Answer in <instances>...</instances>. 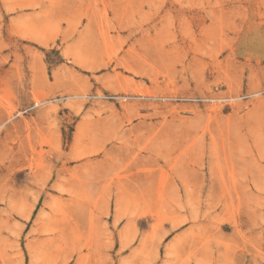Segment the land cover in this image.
Segmentation results:
<instances>
[{"label": "rangeland", "instance_id": "1", "mask_svg": "<svg viewBox=\"0 0 264 264\" xmlns=\"http://www.w3.org/2000/svg\"><path fill=\"white\" fill-rule=\"evenodd\" d=\"M0 264H264V0H0Z\"/></svg>", "mask_w": 264, "mask_h": 264}]
</instances>
